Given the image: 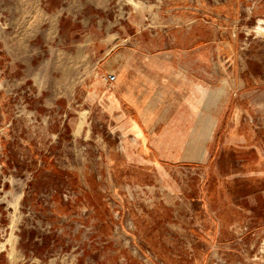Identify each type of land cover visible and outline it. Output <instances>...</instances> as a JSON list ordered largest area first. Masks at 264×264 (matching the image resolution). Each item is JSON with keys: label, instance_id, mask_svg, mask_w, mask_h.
<instances>
[{"label": "rangeland", "instance_id": "374dc122", "mask_svg": "<svg viewBox=\"0 0 264 264\" xmlns=\"http://www.w3.org/2000/svg\"><path fill=\"white\" fill-rule=\"evenodd\" d=\"M48 15L58 28H43ZM163 51L222 130L177 144L170 187L110 156L121 136L91 93L117 85L120 57ZM218 166L245 181L216 186ZM263 174L264 0H0V264H264ZM220 192L253 204L257 235L240 253L197 235L202 194Z\"/></svg>", "mask_w": 264, "mask_h": 264}, {"label": "crops", "instance_id": "0c3cea01", "mask_svg": "<svg viewBox=\"0 0 264 264\" xmlns=\"http://www.w3.org/2000/svg\"><path fill=\"white\" fill-rule=\"evenodd\" d=\"M48 11L56 12V15L60 16L64 9L61 7V9H48ZM40 12L45 14L46 9L40 8ZM54 21L56 24L46 26L47 23ZM58 22L57 17L54 19L53 15L43 16V28H58ZM175 56L176 54L168 51L156 52L153 55L136 52L122 56L117 85L111 88L106 84L94 85L91 90L94 96L96 94L107 102L104 110L105 119H107L105 124L111 132L112 129H116L117 136H121V153L117 147L115 153L110 156H119V159L123 161L122 168L127 171H137L149 176L158 174L157 178L169 187L173 181L170 172L176 161L174 159H177V144L184 146L186 141L191 140L206 142L209 135L218 134L219 136L222 132V130L219 131L220 127H209L207 117L203 115L202 118L201 107L196 102H189L190 79L183 71L172 66L171 61L175 60ZM107 136L110 143L116 141L110 135ZM204 152L206 151H200L199 156H202ZM118 160H112L113 167ZM241 169L232 167L230 170H224L220 167L215 173L216 186L228 181H245ZM253 173L255 177V171ZM209 178L208 175L201 180L203 194L207 189ZM203 194L199 211L206 225L197 232V235L203 239L205 246L207 245L206 249L216 243L218 251L240 253L245 248L244 244L257 235L253 222V204L250 200L248 202L230 201L221 192L216 200ZM241 214L242 219L235 221ZM245 214H247L248 226L242 234L237 235L231 231V226L243 221ZM157 237H159V243L156 245L175 244V240L170 238L174 237V233ZM195 240L194 237L192 242H196ZM156 245H152V250H156ZM249 246L250 244L246 247ZM250 247H254V244Z\"/></svg>", "mask_w": 264, "mask_h": 264}, {"label": "built area", "instance_id": "2783aa9c", "mask_svg": "<svg viewBox=\"0 0 264 264\" xmlns=\"http://www.w3.org/2000/svg\"><path fill=\"white\" fill-rule=\"evenodd\" d=\"M109 80L110 81H115L116 80V76L115 75H110L109 76Z\"/></svg>", "mask_w": 264, "mask_h": 264}]
</instances>
